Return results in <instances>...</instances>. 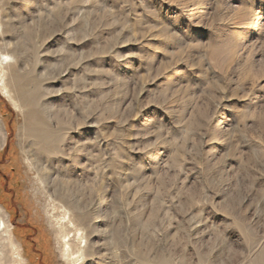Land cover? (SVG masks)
<instances>
[{
	"label": "rangeland",
	"instance_id": "obj_1",
	"mask_svg": "<svg viewBox=\"0 0 264 264\" xmlns=\"http://www.w3.org/2000/svg\"><path fill=\"white\" fill-rule=\"evenodd\" d=\"M0 60V264H264V0H0Z\"/></svg>",
	"mask_w": 264,
	"mask_h": 264
},
{
	"label": "bare ground",
	"instance_id": "obj_2",
	"mask_svg": "<svg viewBox=\"0 0 264 264\" xmlns=\"http://www.w3.org/2000/svg\"><path fill=\"white\" fill-rule=\"evenodd\" d=\"M2 56H4L5 58H9V55H2ZM2 65H3L2 61L0 60V72L2 70ZM0 89L2 90V92L7 97H9L8 91H7V88H6V85H5V82H4L3 78H2V76H0ZM1 129L2 128H0V133L2 131ZM42 138H44L43 140L47 141V139H49L50 137H48V135L44 136V134L42 133ZM48 143L49 142H47V144H45V146H44L46 151H48L47 150ZM0 211H2V210L0 209ZM0 232H1V236L4 238V241L9 243V245L11 246V248L13 250V258H14V260H17V258L20 257V254L18 253V250H17V248H16V246H15V244L13 242V235H12V232H11V228H10L8 222H6V220L5 221L4 220H0ZM76 235L79 236V231L76 232ZM65 239H67L68 242L64 245V249H63L62 252H63L64 256L69 257L70 256V254H69V251H70V245H69L70 244V241H69L70 235L65 236ZM82 244H83V238L80 239V245H82ZM0 248H1V246H0ZM0 256H2V255L0 254Z\"/></svg>",
	"mask_w": 264,
	"mask_h": 264
}]
</instances>
